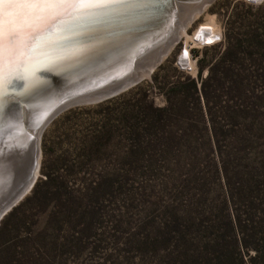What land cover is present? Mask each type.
Listing matches in <instances>:
<instances>
[{
	"label": "rangeland",
	"instance_id": "374dc122",
	"mask_svg": "<svg viewBox=\"0 0 264 264\" xmlns=\"http://www.w3.org/2000/svg\"><path fill=\"white\" fill-rule=\"evenodd\" d=\"M263 1H182L186 7L199 5L201 9L182 23L181 11L178 27L173 20L176 37L154 67L145 65L154 53L148 50L133 64L127 78L130 84L97 99L75 98L58 109L39 133L34 182L0 217V264H152L155 228L163 221V205L174 192H163V184H167V175L181 178L184 170L180 166L189 163L181 152L192 150L201 165L207 159L219 165L220 158L216 143L213 148L210 140L209 120L198 93L196 102L190 93L182 92V106L177 107L175 99L161 121L146 130L134 115L146 103L164 107L167 88L174 81L187 77L198 86V68L203 78L207 63L225 46L227 22L235 32L240 31L241 23L253 21ZM182 26L188 38L181 34ZM206 28L215 33L214 42L200 45L189 39L205 33ZM183 47H189L195 77L177 64ZM200 58L205 60L201 64ZM258 66L264 67V62ZM226 86L223 83L214 89L220 150L232 125L225 105L244 103L236 92L230 93L234 94L230 99ZM248 87L264 93L258 83ZM235 121L246 122L239 116ZM260 142L257 139L245 147L247 158H259L264 147ZM165 149L169 152L166 158ZM47 174L50 180L45 182ZM9 184L1 183L0 195Z\"/></svg>",
	"mask_w": 264,
	"mask_h": 264
},
{
	"label": "trees",
	"instance_id": "16d2710c",
	"mask_svg": "<svg viewBox=\"0 0 264 264\" xmlns=\"http://www.w3.org/2000/svg\"><path fill=\"white\" fill-rule=\"evenodd\" d=\"M254 17L241 23V30L236 32L227 22L225 46L213 62L207 63L203 78L201 66L198 68V86L187 77L174 81L167 88L164 107L146 103L134 115L146 130L160 122L176 100L177 107L182 106V92L190 93L196 102L198 93L209 120L210 140L214 141L213 148L216 143L220 158L219 165L208 159L201 165L192 150L181 152L189 163L180 166L184 174L178 180L166 176L170 189L163 184V192H174L163 205V221L155 228L152 264H264V147L257 160L245 154V147L257 139L264 143V93H254L248 87L251 82L264 87V67L258 66L264 62V1ZM204 61L200 58L199 62ZM254 64L258 67L249 70ZM223 83L227 84L226 93L236 92L244 103L240 107L225 105L232 125L220 150L213 104L218 103L214 89ZM230 95L233 99L234 94ZM238 116L246 122L235 121ZM168 153L163 150L164 158ZM47 177L45 182L50 180Z\"/></svg>",
	"mask_w": 264,
	"mask_h": 264
},
{
	"label": "bare ground",
	"instance_id": "6f19581e",
	"mask_svg": "<svg viewBox=\"0 0 264 264\" xmlns=\"http://www.w3.org/2000/svg\"><path fill=\"white\" fill-rule=\"evenodd\" d=\"M204 1L201 0L200 3ZM167 3L168 0H124L123 3L112 4L107 8L89 10L77 19L58 24L55 28L49 27L38 40L35 37L40 34L39 31L27 30L31 35L26 43L35 44L34 50L30 53L31 59L6 76L0 89V129H6L3 138L5 148L0 149V185L1 182H14L11 183L12 186L7 185L5 195L13 191L20 195L26 192L36 177L38 168L40 131L33 134L22 158L17 160L16 155L12 160L7 159L11 145L21 144L24 137L20 124L15 125L19 103L26 104L29 122L35 121L57 94L69 87L73 81L85 80L118 66L131 55L135 40L145 39L147 33L150 36L152 28L155 32L162 27L164 30L167 26L168 10L172 14L171 25L176 19L175 24L178 27L181 11L182 23L201 9L199 5L186 7L179 1L174 4L177 10L174 9L172 12L171 8L166 6ZM145 28L147 30H142ZM176 28L167 33L159 46L155 45L160 47V50L148 56L145 65L149 67L151 61L168 51L176 37ZM181 31L183 37L188 38L184 26ZM200 36L208 37L202 32L189 39L193 40L194 37ZM179 61L181 64L189 61L185 48L180 53ZM122 84L87 93L80 99L100 98L114 92ZM8 93L15 95L16 98L8 97Z\"/></svg>",
	"mask_w": 264,
	"mask_h": 264
},
{
	"label": "snow or ice",
	"instance_id": "6c2138e0",
	"mask_svg": "<svg viewBox=\"0 0 264 264\" xmlns=\"http://www.w3.org/2000/svg\"><path fill=\"white\" fill-rule=\"evenodd\" d=\"M124 0H0V89L6 76L31 59L35 44L28 45L31 32L55 28L93 9L107 8Z\"/></svg>",
	"mask_w": 264,
	"mask_h": 264
},
{
	"label": "water",
	"instance_id": "95a60500",
	"mask_svg": "<svg viewBox=\"0 0 264 264\" xmlns=\"http://www.w3.org/2000/svg\"><path fill=\"white\" fill-rule=\"evenodd\" d=\"M179 1L197 2L201 0H168L166 6L170 7L171 9L170 8L169 9L173 12L175 9L174 4L178 3ZM170 14L171 13L168 10V14L166 15L167 26L164 27V30L162 27L158 32H155V30L152 28L150 29V32L153 30L150 36H148L147 33L145 39L141 38L134 41V45L132 46V50H131V55L128 57L127 60H125L116 67L103 71L99 75L92 76L85 80L81 79L78 81H73L74 83L72 82V84L69 85V87L61 91L59 94H57V96L49 103V105H47V107L42 111V113H40V115L35 121L29 122L27 115V106L24 102H20L19 108L18 110H16L15 125L18 126L20 124L24 137L21 144L11 145V147L9 148L11 152L7 156V159L12 160L13 157H15L16 155H17V160L18 158H22L25 155L28 144L31 141L33 134L37 131H40L44 127L45 123L51 118V116L63 105L68 103L70 100H73L75 98H80L81 96H84L87 93L99 91L104 88L112 87L120 83H123L121 86H126L130 84L132 81L127 78L131 68L133 67V64L138 59V57L144 54L148 50H153L154 52L160 50L159 49L160 47H158L159 44L162 43L164 37L171 29ZM142 30H147V28ZM157 44L158 46L156 47L155 45ZM158 61L159 58L156 57L153 61H151L150 66L154 67ZM7 96L16 98V96L11 93H8ZM5 134H6V129H0V149L5 148V144L3 143V138ZM19 196L20 194L14 193V191L8 195L5 194L0 195V198H2V202L0 203V217L8 208H10V206L14 203L15 200L18 199Z\"/></svg>",
	"mask_w": 264,
	"mask_h": 264
},
{
	"label": "built area",
	"instance_id": "2783aa9c",
	"mask_svg": "<svg viewBox=\"0 0 264 264\" xmlns=\"http://www.w3.org/2000/svg\"><path fill=\"white\" fill-rule=\"evenodd\" d=\"M205 34L208 36V37H205V38H202V36H200V37H198V38H193V40L192 41H194V42H197V43H199L200 45H208V44H210V43H212V42H214L215 40H216V35H215V33L211 30V28H206L205 30ZM212 33V34H211ZM183 49H184V47H183ZM182 49V50H183ZM182 50L180 51V52H182ZM185 50H186V54H187V56H188V59H189V61H187L186 63H183V64H181L180 63V61H179V57H180V52H179V54H178V56H177V60L176 61H178L177 62V64L181 67V69L182 70H184L186 73H188V74H191L192 76H194L195 77V72H196V70H195V68H194V60L192 61L191 60V56H189V47H185Z\"/></svg>",
	"mask_w": 264,
	"mask_h": 264
}]
</instances>
